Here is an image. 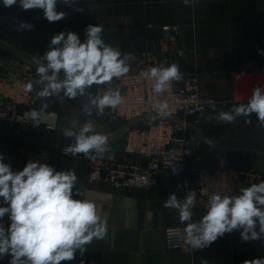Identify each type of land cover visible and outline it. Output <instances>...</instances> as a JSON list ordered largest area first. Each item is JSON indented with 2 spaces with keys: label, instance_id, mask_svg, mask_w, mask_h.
<instances>
[{
  "label": "crops",
  "instance_id": "obj_1",
  "mask_svg": "<svg viewBox=\"0 0 264 264\" xmlns=\"http://www.w3.org/2000/svg\"><path fill=\"white\" fill-rule=\"evenodd\" d=\"M57 11L65 12L66 18L50 23L42 10L24 11L18 5L5 8L0 0V40L40 60L49 50L53 35L70 30L84 42L88 25H102L105 44L120 51L124 59L128 53L160 52L164 27H179L170 58L179 61L182 74L198 75L199 95L207 101L201 117L182 119L196 126L208 143L252 150L215 151L199 133L186 128L177 137L186 139L193 149L191 166L215 167L227 158L233 167L257 175L239 180V194L242 188L264 181V124L255 113L237 116L231 122L220 118L222 111L246 104L255 87L264 88V0H70L68 4L58 0ZM20 21L34 27L17 31ZM11 58L15 57L0 49V73ZM35 72L34 106L40 113L56 114V125L34 128L0 119V154L13 171L22 170L29 161L46 163L56 171H74L77 181L73 198L92 200L107 227L104 239H94L82 254L78 250L74 260L61 264H76L81 259L91 264H243L245 260L264 258V238L245 242L241 230L226 233L202 250L189 246L184 251H168L166 230L198 223L206 210L191 208L192 219L181 223L177 209L164 208L163 202L170 195L183 201L187 192L176 176L165 171L156 175V186L150 191L89 182L88 155L65 154L64 148L75 143V136L64 135L70 129L65 113L54 94L39 95L47 84L37 83L40 76ZM63 79L61 71L58 80ZM61 93L82 128L91 121L93 133L115 132L105 124L111 122L108 116L98 115L91 105L96 97L95 84L75 98ZM85 106L91 109V115L84 111ZM124 144L122 137L106 147L102 156L94 151L90 154L123 160L127 158L122 152ZM0 206H6L2 198ZM9 223L7 215L0 220L5 229ZM10 260L6 254L0 264H9Z\"/></svg>",
  "mask_w": 264,
  "mask_h": 264
},
{
  "label": "clouds",
  "instance_id": "obj_2",
  "mask_svg": "<svg viewBox=\"0 0 264 264\" xmlns=\"http://www.w3.org/2000/svg\"><path fill=\"white\" fill-rule=\"evenodd\" d=\"M69 2L63 0L64 4ZM57 3L58 0H2L5 8L18 5L24 11L42 10L50 23L66 18L65 12L57 11ZM33 27L20 21L17 31H31ZM103 31L102 25H88L84 42L70 30L53 35L49 50L36 62L40 76L37 83L47 81L40 96L64 91L66 96L75 98L84 95L94 84L111 82L129 72L120 51L105 44L101 36ZM61 71L64 79L58 80ZM143 75L155 80V93L164 92L168 82L182 79L175 63L168 67H151ZM24 90L31 92L32 82L26 83ZM122 102L120 91L112 89L91 99L98 115H103L105 108L116 109ZM157 107L164 110L168 104L160 103ZM84 111L91 115L89 107L85 106ZM253 113L264 124V88L259 86L254 88L246 104L222 111L220 118L231 122L237 116L248 117ZM25 117L38 121L39 113L32 110L25 113ZM88 133H93L91 121L78 134L66 129L64 135L75 136V143L64 148L65 154L87 156L94 151L102 156L108 150V138L103 134ZM76 181L74 171H56L39 161H29L22 170L13 171L0 154V198L6 205L0 206V220L7 215L10 221L7 229L0 224V259L7 254L11 256L9 264H61L74 260L78 250L82 254L85 246L94 239L105 238L106 220L101 219L96 204L89 199L73 198ZM195 201L194 192L183 202L172 194L163 202V207L177 209L179 220L184 223L192 219L191 208ZM234 230H241V239L245 242L264 238V181L242 188L239 195H211L206 214L198 223L187 224L185 242L191 249L202 250ZM243 264H264V258L245 260Z\"/></svg>",
  "mask_w": 264,
  "mask_h": 264
},
{
  "label": "built area",
  "instance_id": "obj_3",
  "mask_svg": "<svg viewBox=\"0 0 264 264\" xmlns=\"http://www.w3.org/2000/svg\"><path fill=\"white\" fill-rule=\"evenodd\" d=\"M179 32L177 26L163 29V40L160 52L128 53L124 56L129 72L111 82L95 85V93L103 94L108 89L119 90L123 102L116 109L105 108L104 113L111 122L121 121L126 124L147 114L161 116L193 117L198 119L205 112L207 101L199 95V79L196 74H182V79L168 82L166 90L155 93V80L143 73L151 67H168L178 60L170 58ZM34 67L18 58L8 59L0 73V119L10 123H20L34 128H54L57 115L40 113L35 108L33 91L24 90V85H34ZM167 102L168 108L161 110L158 104ZM23 107L20 111L19 107ZM35 110L39 120L32 121L25 113ZM184 126L164 121L153 120L146 128L132 127L125 133V144L122 152L127 158H91L88 155V181L102 182L114 189L141 188L147 191L156 186V175L165 171L177 177L180 185L186 188V196L196 194L192 208L207 210L211 195H239L238 182L241 179L257 178L248 171L235 169L227 159L215 167H194L189 164L193 149L186 139L177 137L184 132ZM185 196V197H186ZM183 202V201H181ZM186 227H173L165 232V244L168 251H184L189 249L185 234ZM76 264H91L85 259Z\"/></svg>",
  "mask_w": 264,
  "mask_h": 264
},
{
  "label": "water",
  "instance_id": "obj_4",
  "mask_svg": "<svg viewBox=\"0 0 264 264\" xmlns=\"http://www.w3.org/2000/svg\"><path fill=\"white\" fill-rule=\"evenodd\" d=\"M0 49L8 52L9 54L15 56L16 58H18L20 60L28 62L37 71V63H36L37 59H35L31 55L6 44L2 40H0ZM45 83L47 84V81H45ZM53 94L56 97V99L58 100L59 105L61 106V108L63 109V111L65 113V116H66V119H67L68 124L70 126V129L78 134L80 129H82V127L75 122L74 117L72 116L68 102L66 101V99L62 95L61 91L58 93H53ZM153 120H164V121H168V122H172V123L184 126L185 128L193 129L197 133H199V135L206 142L207 146L209 148L215 150V151H224V152H229V151L251 152L252 151L249 149H236V148H230V147H222V146L216 145L215 143H208L206 140V137L200 132V130L196 126L186 122L184 119L177 117V116H161V115H156V114H147V115H143L141 117H138V118H135V119L129 121L121 129H119L113 133L108 134V133L95 132L93 134L99 133V134L105 135L108 138L107 144H106V147H108V146L113 145L120 138H122L125 135V133L129 129H131L132 127L136 126L137 124H139L141 122L153 121ZM88 135H91V134H88Z\"/></svg>",
  "mask_w": 264,
  "mask_h": 264
},
{
  "label": "trees",
  "instance_id": "obj_5",
  "mask_svg": "<svg viewBox=\"0 0 264 264\" xmlns=\"http://www.w3.org/2000/svg\"><path fill=\"white\" fill-rule=\"evenodd\" d=\"M11 56H12V57H15V56H13V55H11ZM15 58H16V57H15ZM150 122H152V121L141 122V123L137 124L136 127L146 128V127L149 126ZM111 123H113L114 127H116L117 130L121 129V128L126 124L125 122H121V121H115V122H111ZM123 137H125V135H124ZM120 139H121V138H120ZM192 157H193V156H192ZM192 157H191V158H192ZM225 159H227V158H225ZM227 160H228V159H227ZM228 161H229V160H228ZM229 163H230V161H229ZM189 164L191 165V159L189 160ZM230 166L233 167V166L231 165V163H230ZM194 167H195V165H194ZM196 167H197V166H196ZM233 168H235V167H233ZM235 169H237V168H235Z\"/></svg>",
  "mask_w": 264,
  "mask_h": 264
},
{
  "label": "rangeland",
  "instance_id": "obj_6",
  "mask_svg": "<svg viewBox=\"0 0 264 264\" xmlns=\"http://www.w3.org/2000/svg\"><path fill=\"white\" fill-rule=\"evenodd\" d=\"M105 124H106V126L109 127V129L111 131H117V129H116V127H114L113 123H111V122L108 121V122H105Z\"/></svg>",
  "mask_w": 264,
  "mask_h": 264
}]
</instances>
